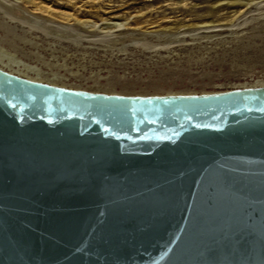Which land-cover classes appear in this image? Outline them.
<instances>
[{"label":"water","instance_id":"water-1","mask_svg":"<svg viewBox=\"0 0 264 264\" xmlns=\"http://www.w3.org/2000/svg\"><path fill=\"white\" fill-rule=\"evenodd\" d=\"M0 264H264V88L130 95L0 69Z\"/></svg>","mask_w":264,"mask_h":264},{"label":"rangeland","instance_id":"rangeland-1","mask_svg":"<svg viewBox=\"0 0 264 264\" xmlns=\"http://www.w3.org/2000/svg\"><path fill=\"white\" fill-rule=\"evenodd\" d=\"M0 67L130 95L264 83V0H0Z\"/></svg>","mask_w":264,"mask_h":264},{"label":"bare ground","instance_id":"bare-ground-1","mask_svg":"<svg viewBox=\"0 0 264 264\" xmlns=\"http://www.w3.org/2000/svg\"><path fill=\"white\" fill-rule=\"evenodd\" d=\"M0 69L3 70L1 67H0ZM3 71H5V70H3ZM6 72H8L10 74H14V73H12L10 71H6ZM14 75H17V76L20 77L19 74H14ZM22 78H25V79H28V80H31V81H35V82H41L40 80H35V79L29 78V77H22ZM49 85L56 86L54 84H49ZM262 88H264V83H260L258 85H253V86H250V87L249 86H243L242 88H234V89H229V90H239L240 91V90L262 89ZM229 90H225V91H229ZM225 91H220V92H225ZM214 93H218V92H214ZM203 94H210V93H203ZM167 95H189V94H167Z\"/></svg>","mask_w":264,"mask_h":264}]
</instances>
